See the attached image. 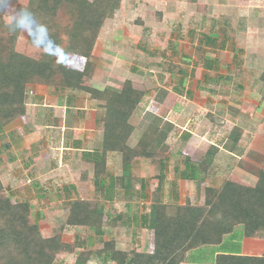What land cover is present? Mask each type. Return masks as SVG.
Returning <instances> with one entry per match:
<instances>
[{
	"label": "trees",
	"instance_id": "obj_1",
	"mask_svg": "<svg viewBox=\"0 0 264 264\" xmlns=\"http://www.w3.org/2000/svg\"><path fill=\"white\" fill-rule=\"evenodd\" d=\"M16 1L10 0L8 6ZM6 8L0 12L4 13ZM25 8L34 14L35 20L26 18L24 30L6 32L0 29V131L2 122L9 117L26 115L30 91L36 85L50 87L58 93L67 92L69 107L79 92L88 94L98 103L103 111L100 117L103 137L100 149L91 155L88 164L92 170V183L101 191L104 200L76 198L65 204L68 212L66 224L92 231L95 238L103 242V247L92 250L88 259L101 264H185L190 252L221 245L236 228L243 231L245 238H264V168L240 163V167L257 178L254 185L227 179L219 187L206 186L218 153L216 147H211L201 161L184 157V168L174 169L170 204L165 203L162 195L170 151L166 141L174 126L169 122L162 125L156 118L144 130L137 144L131 146L129 140L136 131L132 119L149 96V90L131 79H126L121 89L108 87L99 90L91 86L96 70L92 61L94 46L106 21L121 8V0H29ZM59 19L89 33L87 41L84 40L86 62L82 68L59 62L62 50L66 51L70 43L82 39L76 35L70 41L56 32L54 26ZM21 37L35 42V55H27L24 49L18 48ZM216 43L217 39L203 34L196 47V54L207 71L214 69L217 62L202 57L201 53L204 47ZM170 67L169 71H174V66ZM179 73L182 75L180 85L184 87L186 74L183 70ZM260 81L264 84V71ZM210 118L212 122L221 121L213 115ZM2 149L7 150L6 143ZM109 153H120L122 160L121 176L112 177L110 183L107 172ZM143 160H148L155 169L151 179L156 180L160 196L150 205L141 223V227L154 234L153 250L125 251L117 247L116 239L104 240L106 222L112 227L117 222L107 215L106 203L114 201L115 194L120 192L132 202L144 198L146 181L135 171ZM181 180L194 183L204 192L202 204L193 205L190 200L184 204L178 202ZM14 195L0 177V264H55L59 254H74L94 244L91 236L83 240L77 236L73 243L65 242L61 233L44 237L39 223L32 221L29 201H15ZM171 206L174 207L172 214L169 212ZM107 217L109 219L105 221ZM88 259L80 257L78 264H86ZM213 264H264V255L220 254Z\"/></svg>",
	"mask_w": 264,
	"mask_h": 264
},
{
	"label": "rangeland",
	"instance_id": "obj_2",
	"mask_svg": "<svg viewBox=\"0 0 264 264\" xmlns=\"http://www.w3.org/2000/svg\"><path fill=\"white\" fill-rule=\"evenodd\" d=\"M246 1V5H243V0L216 1L217 7L219 5L222 7L212 10L216 15L214 20L218 23L217 28L214 29L215 32L212 33V36L217 37V43L215 46L204 47L201 53L202 57L207 56L217 62L211 71L203 68L201 57L196 54V47L202 39V33H183L181 29L169 27L167 23L170 21L159 29H155L154 33L140 31L138 27L136 28L139 25L136 23L135 14H128L130 7L133 10V6L129 5L127 15L122 14L115 22L107 25L110 31V33L107 32V37L112 40L116 35L119 40L113 47L109 45L110 42H107L108 38L103 40L104 46L109 45L106 46L108 52H97V57H95L100 69L94 78L95 85L102 88L121 89L125 79L134 77L137 83L150 92L137 111V115L132 119L136 131L129 140V144L135 146L144 130L156 118L160 119L162 125L165 122L175 124L176 130L168 138L170 151L167 156L171 155L172 158L167 162L170 180H167L166 187H169L165 189L164 200L166 202L171 199V195L166 193L170 192V183L175 177L174 169L177 165L184 168L183 160L176 155L200 156L201 145L196 142L190 147L187 146L188 141H226L225 139L229 138L233 128L227 122L230 120V115H233L231 108L242 114L236 124L246 129L243 141H250L252 136L255 138L264 133V84L258 78L264 71V0ZM28 2L29 0H17L14 4H10L4 13L0 12V29L10 31L9 25L13 18L21 9L28 6ZM235 8L239 10L238 14H235ZM236 15L238 19H235ZM225 16L233 17V21L231 18L225 20ZM241 17H245L247 22L243 21V23L244 19ZM148 20L154 23V15L150 14ZM56 21L54 30L65 39H72L76 35L82 36L78 42L70 43V47L66 50L70 53L67 60H59V62L77 67L79 63L85 64L84 40L87 41L89 33L82 31V27V30L73 28L64 19ZM202 22L201 20V31L204 28ZM220 29H224L226 33H220ZM28 45L30 47L27 48ZM18 48L28 49L27 53L30 56L37 52L35 42L22 37L19 39ZM171 65L174 66V71H169ZM180 70L186 74L184 87L180 85L182 77ZM76 105L78 108L85 109L88 114L95 111L96 117L102 116L103 111L98 108V103L91 101L86 93L77 94ZM212 112L220 118L219 123L207 120L206 115ZM215 125L221 127L217 129ZM187 130L195 134L193 139H185L189 134ZM218 130L220 131L217 132ZM0 137L3 138V136ZM56 138L54 141H58ZM238 140L239 136L235 135L230 141ZM39 141H42L41 138ZM0 142L4 143L5 140L1 139ZM30 144L33 145V150L39 148L35 141H30L28 145ZM25 150L19 152L20 161L0 162V177L4 186L9 191H14V194L18 193L15 201H29L32 207V221L39 223L44 237L49 238L61 233L63 240L68 243L75 242L77 236L82 240L90 236L94 239V244L88 245L84 250L86 252L80 249L74 254L61 253L55 264H78L80 257L88 259L92 250H99L103 247V242L98 241L92 231L67 225L68 212L65 204L76 198L104 200L103 194L94 187L90 180L81 179V170L75 159L70 158L69 161L59 163L60 168L52 173L49 171L42 176L33 175L35 171L31 169L32 163L27 159L29 153H25ZM28 150L31 148L26 151ZM223 165H226L225 168L222 167ZM222 166L221 171H218V182L214 185L221 184L227 178L234 169L235 163L225 161ZM135 171L137 176L147 181L144 198L141 201L132 202L125 197L123 192H120L115 194L114 202L106 203L107 215L117 222L114 227L106 222L104 240L116 239L117 247L125 251L153 246L154 237L151 240V233L141 227V223L142 217L148 214L150 205L160 198L157 193V182L151 179L155 169L149 161H141ZM107 172L108 183L112 181V177L121 176L120 153L110 156ZM182 184V189L181 183L179 184L178 202L184 203L192 199V204H198L196 187L188 181ZM69 185H76L79 193L66 194L65 187ZM107 219L109 218L107 217L105 221ZM231 243V238H229L224 247H218L229 250ZM86 264L101 263L95 259H88Z\"/></svg>",
	"mask_w": 264,
	"mask_h": 264
},
{
	"label": "crops",
	"instance_id": "obj_3",
	"mask_svg": "<svg viewBox=\"0 0 264 264\" xmlns=\"http://www.w3.org/2000/svg\"><path fill=\"white\" fill-rule=\"evenodd\" d=\"M216 1L218 2V0H121V8L116 12L113 18L106 21L101 35L97 39V42L94 46L92 52V61L96 64V70L93 79L91 80V86L99 90H103L106 88L98 87L94 83V78H96L97 73L100 71L95 57H97V52H108L106 46L111 45L113 47V45L118 42L119 38L116 35L112 40L107 37V32L110 33V31H108L107 29V25L109 23L115 22L119 17L122 16V14L127 15L126 12L129 6H133V10L130 9V7L128 14H135L137 20L136 23L139 25L136 26V28L138 27L140 31L145 30L148 33H154L155 29H159L168 21H170L167 23L169 27H176L178 29H181L183 33L188 32L189 34H195L199 32V34H207L212 38L217 39V37L212 36V33L215 32L214 29L217 28L216 25L218 24L217 21L214 20L216 18V15L214 12H212V10L218 6ZM243 2V5L247 4L246 0H243ZM220 6L221 5H219V7L217 8L221 9L222 7ZM238 13L239 10L235 8V14ZM150 14L154 15V23H151L148 20ZM224 18L225 20L231 18V21H233V17L225 16ZM241 18L244 19L245 17ZM235 19H238L237 15L235 16ZM201 20L203 21L202 23H204L202 24V27H204L202 31ZM246 20L247 19H244L242 20V22H247ZM219 32L226 33L224 29H220ZM105 38L109 39L107 41L110 42L109 45H103V40H105ZM28 47L30 46L28 45L27 48ZM24 51L27 55H29L27 53L28 49H24ZM78 65V67L80 68L84 66L83 63H79ZM260 77L261 76H259L258 78L260 79ZM128 79L134 80L136 82L134 77H129ZM31 90L34 91V94L29 96L26 115L24 117H9L2 122L3 128L0 131V136H3V138L0 137V141L1 139H4L5 142H0V162L3 163L6 160H11V162L20 161L19 152L23 151L24 149L27 150L31 148V150H25V153H29V157L27 159L32 163L31 169L35 171V173H32L33 175L39 174L40 176H42V174L49 173V171L51 173L53 171H57V169L61 166V164L59 163L69 161V159L71 158V160H76V163L81 170V179L83 181L90 180V182H92V170L89 167L90 165L88 164V160L91 155L98 151L101 147L104 127L103 123L100 121V118L95 116V111H91V113L88 114L85 109L78 108V106L76 105V99H74V104L69 107L67 92L60 93V95H58L59 93L54 89L44 85L33 86ZM230 110L231 112L233 111V115H230V120H227V122L231 124L233 128L231 129L229 138L225 139L226 141H188L187 146L190 147L194 146L196 142L201 145L200 156L193 157L191 155H176L179 156V159L182 160L184 159V157H190L193 160L201 161L211 147H216L218 149V153L206 180V186L209 187H219L227 179H235L249 185H254L257 182V178L249 173L247 169L240 167V163H245V165L249 166L264 168V133L260 136H256L255 138L252 136L250 141H243V134H245L244 131H246V129L244 130V128H241L236 124V122L242 117V114L239 113L238 110H232V108ZM214 114V112L208 113L206 115L207 120L209 121L210 119V121L212 122L210 115L215 116L217 118L216 120H220V118H218ZM169 123L174 126L172 131L170 132L171 134L176 129L175 124H173L172 122ZM215 127L218 129L221 126L219 127L218 125H215ZM219 131L220 130H218L217 132ZM235 131L239 132L236 134V136H239V140L230 141L234 139ZM188 133L189 134L186 135L185 139H193L195 134L190 131H188ZM211 133L213 134V130H211ZM56 136L58 138V141H54ZM40 138L42 141H39ZM168 138L166 143L170 147ZM30 141H35L39 148H35L33 150L34 147L32 144H30L31 147H28L30 146L28 145ZM5 143L7 144V150L2 149V145ZM25 146L27 148H24ZM113 154L115 153L108 154V162L110 160V156ZM170 158H172L171 155L167 156V160H170ZM225 161H228L229 163H235V167L234 169H232V172L229 173L227 178H225L221 182V184L214 185L215 182H218V171H221L220 168ZM225 166L226 165H223L222 167L225 168ZM177 167L181 166L177 165ZM222 171H224V169H222ZM167 180H170V178H168V172L162 197L165 203L170 204V200L168 202L164 200L166 196L165 189L169 187H166ZM185 182L187 181H180L181 189L183 187L182 183ZM191 184L196 187L194 183L191 182ZM72 187L74 188L72 189ZM66 188H69V190L65 191L66 193H79L76 185L66 186L65 190ZM138 188H140V186H138ZM17 194L18 193L15 192L14 196H17ZM166 194H170V192H167ZM196 197L198 204L193 203V205L202 204L204 201V192L202 190L200 191L197 187ZM191 202H193L192 199ZM173 211L174 207L171 206L169 208V212L172 214ZM148 232L151 233V240H153V232ZM229 238H231L232 242L231 248L229 250H224L218 246L199 248L188 254L187 262L185 264H213L216 257L220 254L246 256L264 255V238H245L243 236V231L240 228H236L234 232L228 235L225 238V241L219 246L224 247L226 240H228ZM152 248L153 246L150 245V248L145 247L137 251L152 252Z\"/></svg>",
	"mask_w": 264,
	"mask_h": 264
},
{
	"label": "clouds",
	"instance_id": "obj_4",
	"mask_svg": "<svg viewBox=\"0 0 264 264\" xmlns=\"http://www.w3.org/2000/svg\"><path fill=\"white\" fill-rule=\"evenodd\" d=\"M10 0H0V9L6 8L9 4ZM26 18H31L35 20L34 14L28 9H21L16 16L13 18L11 24L9 25L10 31L15 32L18 30H24L23 22ZM56 47H59L56 45ZM70 55L67 51L62 50V55L58 59L60 61H66L67 57Z\"/></svg>",
	"mask_w": 264,
	"mask_h": 264
},
{
	"label": "built area",
	"instance_id": "obj_5",
	"mask_svg": "<svg viewBox=\"0 0 264 264\" xmlns=\"http://www.w3.org/2000/svg\"><path fill=\"white\" fill-rule=\"evenodd\" d=\"M30 94L33 95V94H34V91L31 90V91H30Z\"/></svg>",
	"mask_w": 264,
	"mask_h": 264
}]
</instances>
